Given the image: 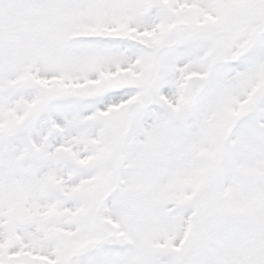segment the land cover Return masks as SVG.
Wrapping results in <instances>:
<instances>
[{
    "label": "snow or ice",
    "instance_id": "obj_1",
    "mask_svg": "<svg viewBox=\"0 0 264 264\" xmlns=\"http://www.w3.org/2000/svg\"><path fill=\"white\" fill-rule=\"evenodd\" d=\"M0 264H264V0H0Z\"/></svg>",
    "mask_w": 264,
    "mask_h": 264
}]
</instances>
